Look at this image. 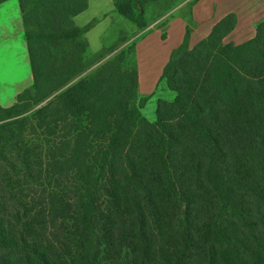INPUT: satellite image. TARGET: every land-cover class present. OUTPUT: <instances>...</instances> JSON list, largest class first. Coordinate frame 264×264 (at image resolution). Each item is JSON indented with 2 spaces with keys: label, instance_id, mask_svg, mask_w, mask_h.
<instances>
[{
  "label": "trees",
  "instance_id": "trees-1",
  "mask_svg": "<svg viewBox=\"0 0 264 264\" xmlns=\"http://www.w3.org/2000/svg\"><path fill=\"white\" fill-rule=\"evenodd\" d=\"M17 1L33 81L0 103V264H264V18L193 46L188 23L148 120L135 44L83 74L88 0ZM113 1L141 28L179 0Z\"/></svg>",
  "mask_w": 264,
  "mask_h": 264
},
{
  "label": "crops",
  "instance_id": "crops-1",
  "mask_svg": "<svg viewBox=\"0 0 264 264\" xmlns=\"http://www.w3.org/2000/svg\"><path fill=\"white\" fill-rule=\"evenodd\" d=\"M230 1L195 0L187 4L188 0H179L169 11L171 13L167 12L160 16L159 19L165 16L167 18L170 14L166 24L163 26L165 28L164 33L160 28L155 29L151 38L148 36L142 42L135 44L134 59L138 72L139 90L150 88L148 85L142 86L144 79L148 77L150 72L155 74L154 82L158 77L160 78L172 51L182 43L185 37V18L188 16H190L195 24L194 31L189 36L190 46H193L205 37L213 25L224 15L233 11L238 14V21L235 29L227 39L236 43L245 40L232 39L236 33L238 36L242 35V30L239 31L241 24H246L245 26L249 24L255 25L259 20L264 18V1H259V9L251 11H243L238 7H234L229 3ZM191 4L194 5L191 8L185 9V7ZM5 5L11 6L13 12L9 16L10 20L4 24V29H6L5 35L7 36L2 37L3 32L0 33V43H5L4 46L0 47V103L3 106H9L14 103L16 95L19 92L32 84L33 79L19 3L17 0H6L0 3V7H8ZM157 9L161 11V6ZM157 12L154 14L157 15ZM118 15L120 14L115 10L113 0H88L87 8L74 17V22L79 27H83L92 21L95 22L85 33L89 49L92 52H97L103 47L101 37L109 27L112 19H120L117 18ZM103 20L106 21L105 25L94 31L93 29L100 25ZM251 36L253 34L248 38ZM19 82H23L21 87H17ZM7 96L10 98L8 102L4 101Z\"/></svg>",
  "mask_w": 264,
  "mask_h": 264
},
{
  "label": "rangeland",
  "instance_id": "rangeland-1",
  "mask_svg": "<svg viewBox=\"0 0 264 264\" xmlns=\"http://www.w3.org/2000/svg\"><path fill=\"white\" fill-rule=\"evenodd\" d=\"M194 1L195 0H188L187 4H189L190 2H194ZM259 1H264V0H231L229 3L231 5H233L234 7H238L239 9H241L243 11H251V10H257L260 8ZM6 4H9V3H6ZM193 5L194 4L188 5L187 7H185V9H187L189 7L191 8ZM5 6H8V7H0V33L3 32L2 37L7 36V35H5L6 29H4L5 28L4 24L10 20L9 16H11V14L13 12V9L11 6H9V5H5ZM159 6H161V5L159 3H157L152 7L154 10V13H156L158 11L157 8ZM233 12H235V11H233ZM154 13L153 12L151 13V18H149L148 24L144 27H141V28L136 27L132 22H130L129 20H127L126 18H124L121 15H118V17H117L120 19H112L111 20L112 24L110 22L109 27L105 30V32L103 33V35L101 37L103 47L100 50H98L97 52H100L103 50L104 53H107L108 51H106V50L109 48L114 49V51H116V53L120 52L121 50H125L126 58H128V60L131 61L130 53H131V50H132L134 44H136V43L138 44V43L142 42L148 36H150V38H151L153 36V31L155 29L160 28L163 31V33L165 31V28L163 26L166 24V22L168 20V16L170 14L169 15L167 14L168 15L167 18H165L166 17L165 16L164 18L159 19V17L155 18ZM169 13H171V12H169ZM184 17H186V16L184 15ZM237 17H238V14H237ZM185 19H186V26L188 23H190L189 25H190V36H191V33L194 31L195 24L192 21V19L190 18V16L186 17ZM105 22L106 21L103 20L100 23V25H98L93 30L95 31V30L102 28L105 25ZM94 23L95 22L92 21L83 27L90 28ZM245 25L246 24H243V25L241 24V27H239L240 28L239 31L242 30L241 31L242 35L238 36V34L236 33L235 35H233L234 38L232 40H243V39L248 38L250 35L254 34L256 24L255 25L249 24L247 26H245ZM94 31H92V32H94ZM4 45H5L4 42L0 43V47H2ZM88 47H89V45H88ZM97 52H92L88 48L87 56H86V65H85L86 68L83 71V74L86 73L87 71L91 70L96 65L95 59H97V58H96V56H92V55H94V53H97ZM116 53H114V54H116ZM114 54L111 53V54L105 56L102 60L106 59L109 56L111 57ZM148 62H149V60H148ZM154 76H155V74H152L150 72L148 77L146 79H144V84L142 86L148 85L150 87L149 89H145V90L140 89L139 90V100H141L143 102V105L141 107V113L148 120H154L155 119V107H156V101L158 98H163L166 100H172L173 96H174V93L166 86V84L163 81H160L159 77L154 82ZM22 83L19 82L17 84V87H21ZM28 88L31 89L32 84ZM28 88H26V89H28ZM53 96H54V94L49 96L48 99L52 98ZM9 100H10V98L8 96L4 99V101H7V102ZM44 102L45 101L41 102L40 104L36 105L34 108L39 107L40 105L44 104Z\"/></svg>",
  "mask_w": 264,
  "mask_h": 264
}]
</instances>
